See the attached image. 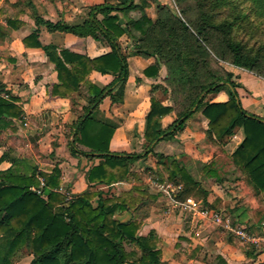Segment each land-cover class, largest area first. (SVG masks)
Segmentation results:
<instances>
[{
	"label": "trees",
	"instance_id": "16d2710c",
	"mask_svg": "<svg viewBox=\"0 0 264 264\" xmlns=\"http://www.w3.org/2000/svg\"><path fill=\"white\" fill-rule=\"evenodd\" d=\"M11 4L18 11L0 22V41L12 30L24 31L22 43L42 48L54 65L57 81L51 94L69 98L77 93L85 99L82 112L70 126L72 140L67 145L72 155L82 154L92 164L84 174L87 188L67 199L55 190L62 185L57 164L48 171L33 167L22 172L14 167L17 159L10 158V166L0 170V264H12L24 250L31 254L28 264H126L134 255L138 256L132 264H160L156 231L140 233L141 221L137 219L148 199L157 195L148 193L143 185H133L119 195L95 187H109L127 179L132 165L151 153L156 165L151 176L158 182L180 185L175 199L192 197L205 207L215 208L207 201L210 191L180 159L156 150L161 141L179 143L175 135L197 111L207 119V143H226L236 128L241 129L242 138L230 159L264 205V119L242 107L239 83L233 80L230 69L220 67V62H227L264 76V0H173L174 9L158 2L154 18L145 11L150 0L104 1L89 5L86 17L79 22L45 19L34 0ZM190 9L195 11L192 18L188 17ZM26 11L32 19L30 25L19 17ZM131 11H138V15L130 16ZM42 28L81 38L102 37L109 50L90 57L68 47L42 43ZM125 33L133 40L128 53L122 52L118 42ZM129 55L153 59L142 70L143 76L154 78V82L140 137L142 150L137 153L112 151L110 141L117 124L96 116L106 96L111 104L122 102ZM160 70L163 75L159 79ZM92 71L112 75V79L100 87L88 80ZM220 90L226 91L227 100L207 99ZM157 92L168 95L172 104L164 105ZM20 102L0 79V131L23 121ZM171 113L175 115L173 120L163 126L162 118ZM201 166L206 176L217 178L210 164ZM39 175L44 181L41 193L35 190L40 186ZM124 211L131 214L130 218L118 219L116 214ZM227 211L235 216L233 210ZM125 244H131L134 251H128ZM244 253L253 256L255 249L247 244ZM216 259L217 264H225L220 256Z\"/></svg>",
	"mask_w": 264,
	"mask_h": 264
},
{
	"label": "crops",
	"instance_id": "0c3cea01",
	"mask_svg": "<svg viewBox=\"0 0 264 264\" xmlns=\"http://www.w3.org/2000/svg\"><path fill=\"white\" fill-rule=\"evenodd\" d=\"M104 1L114 3L117 0H34V3L39 14L45 19L79 22L86 17L89 5ZM150 6L146 7L145 11L150 18H154L155 7L153 12H149ZM132 12L137 11L129 12L130 16H134ZM118 15L120 23H123L124 17L120 13ZM19 17L28 25L32 23L27 11L19 14ZM23 34L24 31L12 30L0 41V79L20 98L23 110L22 122L15 121L10 127L0 131V170L10 166V158L17 159L14 167L22 172H29L33 167L48 171L57 164L61 170L64 189L74 195L87 188L84 174L92 164V160L82 154L72 155L67 145L68 141L72 140V134L69 136L70 126L82 112L81 106L85 105L86 101L77 93H73L69 98L51 94V87L57 81L54 65L42 48L25 46L21 41ZM40 40L42 43H53L75 52L86 53L90 57L109 50L102 37L81 38L71 33L48 32L45 28L41 29ZM132 41L128 33L118 39L122 52L128 53L132 49ZM152 62L150 57L129 55V75L124 86L122 102L111 104L106 96L98 105L96 116L117 124L110 141L112 151L137 153L142 150L140 137L144 116L149 109V89L154 82V78L143 76L142 70ZM230 70L233 80L239 83L237 92L242 107L264 119V76L240 67ZM162 75L163 71L160 70L159 79ZM111 79L112 75L97 71H92L88 76L89 81L100 87ZM158 97L164 105L172 104L168 95L159 94ZM207 99L225 101L227 93L220 90L209 94ZM174 116V113L164 116L162 125L169 124ZM206 127V117L201 111H197L187 120L183 130L175 135L179 143L161 141L156 150L180 159L191 174L210 191L207 201L215 208L232 209L238 223L251 225L260 233H264V228L259 226V219L264 218V205L260 196L254 195L243 182L230 159L231 152L242 138L241 129L236 128L231 135H235L239 139L237 141L230 139L227 143H207L204 140ZM3 154L5 157L1 158ZM202 164H210L211 168L215 169L217 178L206 176L201 168ZM145 168H151L147 172L156 169L155 158L151 153L132 165V174L127 179L109 187L95 188L109 189V195H119L133 185L143 184L148 193L157 195L155 199H148L146 206L140 211H144L141 233L154 229L159 237L160 264H217L216 256H220L225 264H264V243L251 245L255 254L246 256L242 245H238L230 234L208 220L178 211L175 215L166 216L171 215L166 212L169 198L163 192L160 194L150 191L155 185L148 181L149 175H140V169ZM163 202L165 209L162 207ZM130 216L131 214L125 211L116 214L120 220H127Z\"/></svg>",
	"mask_w": 264,
	"mask_h": 264
},
{
	"label": "built area",
	"instance_id": "2783aa9c",
	"mask_svg": "<svg viewBox=\"0 0 264 264\" xmlns=\"http://www.w3.org/2000/svg\"><path fill=\"white\" fill-rule=\"evenodd\" d=\"M25 119V117H24ZM25 123V122H24ZM233 137H236L233 135ZM40 186L36 188L37 193H41L40 187L44 185L42 177L38 176ZM148 181L155 185L158 190L163 192L169 198V203L166 207L167 213H189L192 217H197L201 219H206L213 223L216 227L222 231L236 237L240 241L247 243L249 245H259L264 243V233H260L257 228H253L248 224H240L227 210L223 208H208L202 205V203L192 197H188L183 201L175 199V193L180 189V185L175 184L170 181L158 182L151 175L148 177ZM57 192H60L66 196L67 199L71 198V194L64 189L62 185L55 188ZM260 227L264 226L262 221L259 224Z\"/></svg>",
	"mask_w": 264,
	"mask_h": 264
},
{
	"label": "rangeland",
	"instance_id": "374dc122",
	"mask_svg": "<svg viewBox=\"0 0 264 264\" xmlns=\"http://www.w3.org/2000/svg\"><path fill=\"white\" fill-rule=\"evenodd\" d=\"M15 0H0V22H2V21H4V17L5 16H10V15H13V14H15V13H17V11H18V8H16V7H13L12 6V4L11 3H13ZM158 2H163V3H165V4H167L168 6H170V7H172L173 9H174V4H173V0H151V6L149 7V9H148V11L149 12H153V8L155 7V5L158 3ZM187 3H190V5L192 6V2H187ZM132 15H134V16H137L138 15V11L137 12H132L131 13ZM189 16L188 17H190V18H192V17H194L195 16V11L194 10H192V9H190V11H189ZM213 65L214 66H219V64H217L216 62H213ZM220 65H222V66H220V67H224V68H227V69H233V66L231 65V64H229V63H227V62H220ZM156 95L158 96L159 94H158V92L156 93ZM228 139V138H227ZM230 139H232V141H237V140H239V139H237V137H233V136H230L229 137V139L227 140V142L230 140ZM226 142V143H227ZM139 167H141V166H139ZM237 170V169H236ZM140 175L142 176V175H145V176H147V175H152L153 174V171H150V172H147V171H145V170H143V169H140ZM140 176V177H141ZM140 179H142V178H140ZM244 182V181H243ZM245 183V182H244ZM143 185V184H142ZM150 191L152 192V193H162L160 190H158V188L157 187H155V186H153L152 188H150ZM162 203V202H161ZM164 204H163V206L162 207H164L163 209H165V202H163ZM209 208V207H208ZM213 208V207H212ZM216 209V208H215ZM232 210V209H228V208H225V210ZM125 212H127V211H125ZM129 213V212H128ZM143 213H144V211L142 210V211H140L139 213H138V215H137V219H139L140 221H141V227H140V230H139V232L141 233L142 231H143V227H142V225H143ZM127 215V214H126ZM125 215V216H126ZM172 215H175V213H171V215H166V216H172ZM178 214H176V216H177ZM181 216V215H180ZM182 218V217H181ZM259 220H260V222H259ZM258 220V222L259 223H261L262 221L264 222V218H261V219H259ZM264 228V226L262 227V229ZM224 235H226V233L224 234ZM230 237L233 239V240H235L236 242H238V245H242V247L245 249V245L247 244V243H244V242H242V241H240V240H238V239H236V238H234L232 235H230ZM125 248L128 250V251H131V250H133L134 251V247L131 245V244H125ZM138 255H134V256H132L127 262H126V264H132V261H134L135 259L134 258H136ZM30 258H31V254L28 252V251H26V250H24V251H22L21 252V254L20 255H18V257H15L14 259H13V261H12V264H28V262L30 261Z\"/></svg>",
	"mask_w": 264,
	"mask_h": 264
}]
</instances>
